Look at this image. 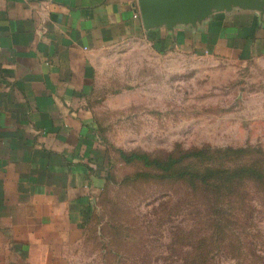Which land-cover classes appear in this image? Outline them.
<instances>
[{
    "label": "crops",
    "instance_id": "0c3cea01",
    "mask_svg": "<svg viewBox=\"0 0 264 264\" xmlns=\"http://www.w3.org/2000/svg\"><path fill=\"white\" fill-rule=\"evenodd\" d=\"M136 41L263 58L264 12L146 31L136 0H0V264H70L106 184L88 106L95 59Z\"/></svg>",
    "mask_w": 264,
    "mask_h": 264
},
{
    "label": "rangeland",
    "instance_id": "374dc122",
    "mask_svg": "<svg viewBox=\"0 0 264 264\" xmlns=\"http://www.w3.org/2000/svg\"><path fill=\"white\" fill-rule=\"evenodd\" d=\"M95 67L88 106L110 178L82 240L65 252L70 264H191L199 252L205 264H264L263 193L250 190L240 221L216 235L186 185L135 180L148 170L119 157L264 151V57L160 52L136 41L103 50Z\"/></svg>",
    "mask_w": 264,
    "mask_h": 264
},
{
    "label": "trees",
    "instance_id": "16d2710c",
    "mask_svg": "<svg viewBox=\"0 0 264 264\" xmlns=\"http://www.w3.org/2000/svg\"><path fill=\"white\" fill-rule=\"evenodd\" d=\"M119 157L126 165L140 164L149 171L136 174L135 180L159 178L169 183L186 185L193 199L198 196L201 198V202H198L205 208L203 218L214 221L216 235L226 233L229 225L235 226L240 221L239 214L245 211L249 203L247 198L250 190L264 194V151L250 148H203L169 154L164 160L146 154L124 152H120ZM107 161L104 157L106 184L103 193L110 178ZM188 235L191 234H185L182 239L189 240ZM205 243L203 239L198 245L203 249ZM205 254L199 252L191 264H205L208 255Z\"/></svg>",
    "mask_w": 264,
    "mask_h": 264
},
{
    "label": "water",
    "instance_id": "95a60500",
    "mask_svg": "<svg viewBox=\"0 0 264 264\" xmlns=\"http://www.w3.org/2000/svg\"><path fill=\"white\" fill-rule=\"evenodd\" d=\"M139 16L146 31L177 25L195 26L214 13L233 10L264 12V0H136Z\"/></svg>",
    "mask_w": 264,
    "mask_h": 264
},
{
    "label": "built area",
    "instance_id": "2783aa9c",
    "mask_svg": "<svg viewBox=\"0 0 264 264\" xmlns=\"http://www.w3.org/2000/svg\"><path fill=\"white\" fill-rule=\"evenodd\" d=\"M137 17H138V14L135 15V18H137Z\"/></svg>",
    "mask_w": 264,
    "mask_h": 264
}]
</instances>
